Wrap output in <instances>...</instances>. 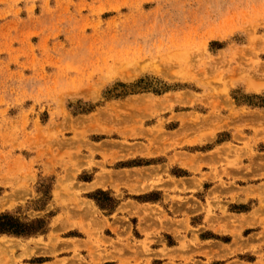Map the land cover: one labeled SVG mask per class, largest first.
<instances>
[{"label":"rangeland","instance_id":"obj_1","mask_svg":"<svg viewBox=\"0 0 264 264\" xmlns=\"http://www.w3.org/2000/svg\"><path fill=\"white\" fill-rule=\"evenodd\" d=\"M263 100L264 0H0V217L48 225L0 235V264H209L207 245L187 234L160 237L158 253L141 239L129 215L149 216L137 203L164 182L147 160L219 156V170L194 174L198 187L223 185L236 163L245 184L264 186ZM258 199L239 264H264ZM118 214L128 234L116 236L129 225Z\"/></svg>","mask_w":264,"mask_h":264},{"label":"crops","instance_id":"obj_2","mask_svg":"<svg viewBox=\"0 0 264 264\" xmlns=\"http://www.w3.org/2000/svg\"><path fill=\"white\" fill-rule=\"evenodd\" d=\"M169 158L167 162L161 163V161H158L160 157L156 156L151 158L155 159L154 162L149 163V167H155L156 173L159 172L161 167V172L164 174L162 177L164 181L163 187L142 193L145 199L141 203H137L140 207L147 205L152 208L150 212L147 209L149 216H145V210L139 216L129 215V217H136L137 228L141 227V239L144 240L146 234L151 236L153 239L151 249L153 252L158 253L162 250L160 237L163 239L166 235L177 242L178 235L187 234L188 239H197L201 244L207 245L203 252H206L207 257L210 258L209 264L213 262H221V264L242 263L245 251L242 248L243 242L240 241V236L245 238V232L259 227L258 223L247 225L243 222V219L246 218V223H249L252 221L249 218L251 215L256 212L260 213L258 211L261 203L258 197L261 193H264V186H261L260 183L248 182L245 184V172L240 170V164L236 163L234 168H227L230 177H222L223 185L221 182L213 180L204 181L198 187L194 179L199 180L201 178L199 176L196 177L194 174H198V172L204 173L209 166H216L219 170L221 161L219 156H209L203 153L200 156H196L193 153L183 151L178 153V156L175 153L171 155V159ZM174 158H177L176 162H174ZM229 159L234 160L232 157ZM193 163L194 167L191 166ZM162 164H167V167L165 168ZM251 166V174L254 176L252 180H258L260 178V157L251 159ZM262 169L264 170V168ZM167 173L175 182H169V179L165 177ZM207 184H210V188L201 203L202 207H200L199 211L192 212L190 209L191 205L188 202H190L191 198H195V195L200 193ZM176 199H181L182 201L180 202ZM208 203L213 208L210 211L211 216H209ZM249 204H252L251 209L244 210L245 206ZM221 206L225 208L227 215L222 213ZM131 211H135L133 206ZM129 217L128 215L121 217L118 214V222H123L122 219H124L129 221V225L124 224L123 227L117 225V229L114 231L116 236H119L124 231L128 234V231L133 230V224H131ZM196 218L200 219L193 223ZM109 223L115 225L113 219H110ZM192 230L197 231V233H193ZM260 232L258 234H261ZM116 238L113 240H117ZM234 244L236 245L235 251H229L227 247ZM172 246L171 249L178 248L176 243ZM262 251L264 253V243ZM205 254H202V256L205 257ZM162 259L156 256L151 264H164L159 262ZM258 261V257L255 255V259L250 264H256ZM109 262L121 264V260L117 255ZM53 263L54 261L51 263L45 262L44 264Z\"/></svg>","mask_w":264,"mask_h":264},{"label":"trees","instance_id":"obj_3","mask_svg":"<svg viewBox=\"0 0 264 264\" xmlns=\"http://www.w3.org/2000/svg\"><path fill=\"white\" fill-rule=\"evenodd\" d=\"M47 229L48 225L45 220H37L31 223H21L19 220L8 215L0 217V235L6 234L17 237H31L45 234Z\"/></svg>","mask_w":264,"mask_h":264},{"label":"bare ground","instance_id":"obj_4","mask_svg":"<svg viewBox=\"0 0 264 264\" xmlns=\"http://www.w3.org/2000/svg\"><path fill=\"white\" fill-rule=\"evenodd\" d=\"M182 59H183V58H182ZM184 95H186V93H185ZM184 95H183V96H184ZM181 101H183V99H182ZM151 143H153V142H151ZM160 148L162 149V147H160ZM127 150H129V148H128ZM155 151H156V149H155ZM128 152H129V151H128ZM128 152H127V153H128ZM137 159H138V158H137ZM147 162H148V163H150V162H154V160H147ZM130 177H131V176H130ZM91 206H92V204H91ZM95 210H96V209H95ZM95 222H96V221H95Z\"/></svg>","mask_w":264,"mask_h":264}]
</instances>
